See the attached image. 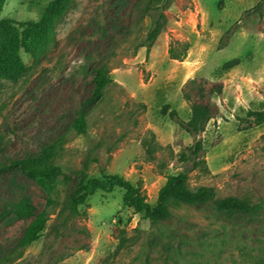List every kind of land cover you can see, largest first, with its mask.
I'll list each match as a JSON object with an SVG mask.
<instances>
[{
  "label": "rangeland",
  "instance_id": "374dc122",
  "mask_svg": "<svg viewBox=\"0 0 264 264\" xmlns=\"http://www.w3.org/2000/svg\"><path fill=\"white\" fill-rule=\"evenodd\" d=\"M53 1L5 0L0 19L23 32L27 23L42 20ZM150 1L73 0L44 44L32 52L21 47L25 75L0 78V164L6 152L20 158L63 139L54 160L63 171L53 196L57 206L43 237L8 262L35 217L11 223L0 217V264H256L262 257L264 125L248 113L264 111V0H173L157 50L148 54L141 46L161 13L144 15ZM177 40L191 44L183 62L169 54ZM236 59L237 67L224 69ZM104 61L111 63L114 83L86 110L93 91L87 73ZM193 104L213 112L199 135L182 125ZM84 112L88 129L81 134L73 124ZM198 141L209 172L181 160ZM150 142L156 144L151 152ZM186 170L193 188H214L218 198L246 199L258 210L224 213L214 204L184 205L153 223L126 208L125 191L117 188L96 192L81 216L60 217L80 172L142 183L155 207L168 176ZM21 196L32 201L35 215L49 200L21 173L0 176V216L8 200Z\"/></svg>",
  "mask_w": 264,
  "mask_h": 264
},
{
  "label": "trees",
  "instance_id": "16d2710c",
  "mask_svg": "<svg viewBox=\"0 0 264 264\" xmlns=\"http://www.w3.org/2000/svg\"><path fill=\"white\" fill-rule=\"evenodd\" d=\"M151 0L144 8V15L149 11L158 9L161 11L149 30L145 43L141 47H146L148 54L158 41L161 34L165 31L168 21L166 11L173 4V0L162 1L158 6ZM5 0H0V17L3 12ZM73 0H55L47 7L46 12L39 22H29L21 32L8 19H0V78L11 81L20 80L26 72V67L21 60L20 49L25 47L30 52L44 44L49 38V33L54 29V24L63 17L72 5ZM176 45L179 47L177 48ZM191 49L189 42L175 41L171 43L169 54L172 60L183 62ZM240 64V60H232L225 64V70H231ZM88 74L89 81L93 84L92 94L87 98L86 110L98 105L107 87L114 83L111 76V63L104 61L93 67ZM166 111V110H165ZM212 109L209 105H192V117L188 122H183V127L191 134L199 135L204 132L207 124L212 119ZM174 119H179L176 112L172 114ZM248 117L256 125H264V111H250ZM73 128L86 134L88 129L87 113L84 112L74 122ZM155 139V134L153 135ZM146 144V143H145ZM148 145V144H147ZM155 143H149V152L155 148ZM63 148V139L43 145L36 150H32L23 157L17 158L10 156L7 152L3 154L5 159L0 164V176L9 173H21L28 180L35 182L48 195L47 206L40 213L36 214V208L32 201L21 196L10 199L4 204L1 219L5 216L10 217L8 223L21 218L35 217L28 225L24 235L20 239L17 249L6 256V261L23 257L25 251L35 242L39 241L48 226L52 217V209L57 206V200L53 197L58 189L60 177L63 171L60 166L54 164L59 151ZM3 151V150H2ZM190 156L181 155L183 162L193 160L192 170L198 168L209 172L206 160L202 157L204 146L202 141H198L193 147L189 148ZM94 162H98L97 158ZM77 191L73 194L67 205L63 208L60 217L63 222L69 216L79 217L82 215L80 208L86 205L88 199L98 191L112 193L120 188L125 191L123 197L124 206L133 209L137 214H143L146 219L153 223L168 220L172 215V209L184 205L201 206L214 204L216 210L224 213L253 212L258 210L257 204H252L249 200L237 197L218 198L217 192L211 187L193 188L190 184V170L181 172L178 175L168 176L167 182L159 192L157 205L153 207L148 202L147 194L142 183L136 185L117 175L103 174V179L91 178L86 171L78 174ZM256 264H264V253Z\"/></svg>",
  "mask_w": 264,
  "mask_h": 264
},
{
  "label": "crops",
  "instance_id": "0c3cea01",
  "mask_svg": "<svg viewBox=\"0 0 264 264\" xmlns=\"http://www.w3.org/2000/svg\"><path fill=\"white\" fill-rule=\"evenodd\" d=\"M155 45H156V44H155ZM155 45H154V47L152 48V49H153V52H152V49H151L152 54H154L155 51L157 50ZM151 52H150V53H151Z\"/></svg>",
  "mask_w": 264,
  "mask_h": 264
}]
</instances>
